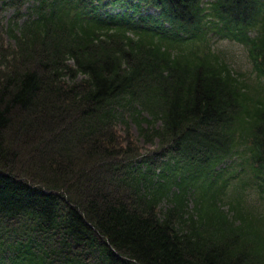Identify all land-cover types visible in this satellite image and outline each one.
<instances>
[{
	"label": "trees",
	"instance_id": "obj_1",
	"mask_svg": "<svg viewBox=\"0 0 264 264\" xmlns=\"http://www.w3.org/2000/svg\"><path fill=\"white\" fill-rule=\"evenodd\" d=\"M0 264H264V0H0Z\"/></svg>",
	"mask_w": 264,
	"mask_h": 264
},
{
	"label": "rangeland",
	"instance_id": "obj_2",
	"mask_svg": "<svg viewBox=\"0 0 264 264\" xmlns=\"http://www.w3.org/2000/svg\"><path fill=\"white\" fill-rule=\"evenodd\" d=\"M13 11H9L5 14V17L6 18H9L11 15H12ZM7 41L9 42V38L7 37ZM228 50L230 51V53L232 54V57H233V61L234 63H236L238 66H242L244 64V61H243V57L242 55L237 52L234 48L232 47H229ZM130 126V131L131 133L134 135V138L136 139L138 145L140 147H143L146 152V149H151V148H154L156 147V145L153 147L152 145L150 144H147L145 141H144V138L140 137L139 136V131L136 127V125L134 123H131L129 124ZM146 126V125H145ZM126 126L125 125H121V127L119 126L120 130L122 131V133H124V131L126 130L125 128ZM125 128V129H124ZM95 178H99V175H94Z\"/></svg>",
	"mask_w": 264,
	"mask_h": 264
}]
</instances>
